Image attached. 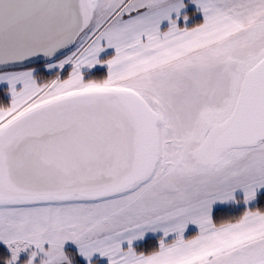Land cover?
Here are the masks:
<instances>
[{"label": "snow or ice", "instance_id": "obj_1", "mask_svg": "<svg viewBox=\"0 0 264 264\" xmlns=\"http://www.w3.org/2000/svg\"><path fill=\"white\" fill-rule=\"evenodd\" d=\"M0 95V264H264V0H0Z\"/></svg>", "mask_w": 264, "mask_h": 264}, {"label": "trees", "instance_id": "obj_2", "mask_svg": "<svg viewBox=\"0 0 264 264\" xmlns=\"http://www.w3.org/2000/svg\"><path fill=\"white\" fill-rule=\"evenodd\" d=\"M197 20L200 19V17H196ZM94 75L96 77H102L104 75V71L103 70H98L96 73H94ZM7 101L4 99L3 95H0V104L6 103ZM256 206H260V207H264V200H261L260 203ZM242 211V209L240 210H236L230 214H226V215H221V214H217V222H219L221 219H226V218H230L231 215H238L239 212ZM194 231L188 232V235H193ZM156 244V240L149 238L145 241V243L141 246L142 248L145 249H151L152 247H154Z\"/></svg>", "mask_w": 264, "mask_h": 264}, {"label": "crops", "instance_id": "obj_3", "mask_svg": "<svg viewBox=\"0 0 264 264\" xmlns=\"http://www.w3.org/2000/svg\"><path fill=\"white\" fill-rule=\"evenodd\" d=\"M197 17H200V16H197ZM202 17H200V19H201ZM196 229H195V226H190V229H189V231L188 232H191V231H195ZM195 233H193V235H194ZM191 236V235H190Z\"/></svg>", "mask_w": 264, "mask_h": 264}]
</instances>
